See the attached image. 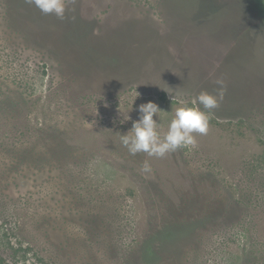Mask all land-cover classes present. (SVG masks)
Returning a JSON list of instances; mask_svg holds the SVG:
<instances>
[{
	"label": "rangeland",
	"instance_id": "obj_1",
	"mask_svg": "<svg viewBox=\"0 0 264 264\" xmlns=\"http://www.w3.org/2000/svg\"><path fill=\"white\" fill-rule=\"evenodd\" d=\"M65 3L0 0V264H264V0ZM217 79L195 147L122 145Z\"/></svg>",
	"mask_w": 264,
	"mask_h": 264
},
{
	"label": "clouds",
	"instance_id": "obj_2",
	"mask_svg": "<svg viewBox=\"0 0 264 264\" xmlns=\"http://www.w3.org/2000/svg\"><path fill=\"white\" fill-rule=\"evenodd\" d=\"M28 2L34 4L45 15H54L61 20L65 18L67 11L65 0H28ZM215 83L218 86L215 94L203 91L192 101L191 106L181 101V106L172 108L173 118L163 135L157 130L159 123L153 119L162 112L159 106L152 101L139 105L136 109L139 114L138 119L133 122L131 130L126 134H118L122 145L133 156L143 152L149 157L156 158H163L181 148L195 147L197 139L194 134H207L211 110L219 107L225 95L224 81L217 79ZM138 95L137 92V97ZM171 99L174 102L176 98L171 96ZM135 101L136 99L133 105ZM130 119L128 116L127 120ZM141 170L146 173L151 172L150 164L145 161Z\"/></svg>",
	"mask_w": 264,
	"mask_h": 264
},
{
	"label": "trees",
	"instance_id": "obj_3",
	"mask_svg": "<svg viewBox=\"0 0 264 264\" xmlns=\"http://www.w3.org/2000/svg\"><path fill=\"white\" fill-rule=\"evenodd\" d=\"M24 158H26L27 160H29V161H32V162H36V163H38L39 161H37L36 160V158H34V157H30V156H28V155H26V153L24 154V155H22ZM14 170H16V169H14ZM170 233V229H169V231H168V234ZM160 238V237H159ZM161 242H163L164 240H163V238H162V235H161ZM163 244V243H162ZM161 244V246H164V245H162ZM152 249L154 250V248L152 247ZM152 253H154V251H152Z\"/></svg>",
	"mask_w": 264,
	"mask_h": 264
},
{
	"label": "flooded vegetation",
	"instance_id": "obj_4",
	"mask_svg": "<svg viewBox=\"0 0 264 264\" xmlns=\"http://www.w3.org/2000/svg\"><path fill=\"white\" fill-rule=\"evenodd\" d=\"M89 107H87V109H88Z\"/></svg>",
	"mask_w": 264,
	"mask_h": 264
}]
</instances>
